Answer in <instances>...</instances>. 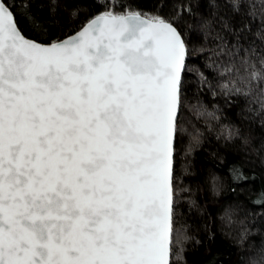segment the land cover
I'll list each match as a JSON object with an SVG mask.
<instances>
[{
  "label": "snow or ice",
  "instance_id": "1",
  "mask_svg": "<svg viewBox=\"0 0 264 264\" xmlns=\"http://www.w3.org/2000/svg\"><path fill=\"white\" fill-rule=\"evenodd\" d=\"M202 183L226 244L191 215ZM191 254L264 264V0H0V264Z\"/></svg>",
  "mask_w": 264,
  "mask_h": 264
},
{
  "label": "trees",
  "instance_id": "2",
  "mask_svg": "<svg viewBox=\"0 0 264 264\" xmlns=\"http://www.w3.org/2000/svg\"><path fill=\"white\" fill-rule=\"evenodd\" d=\"M141 4L145 7L151 6V0H140ZM180 2V0H177ZM210 73L215 75V70L209 69ZM217 96L215 98L212 97L211 92H205V96L208 100H211L209 107L212 108L215 105H219L224 113L235 116L238 112V106L235 104H226L228 98L217 89ZM239 99L235 95L232 97V100ZM218 115H220L218 113ZM259 119V118H257ZM221 121L223 123H229L227 119H224L221 116ZM209 140L211 144L207 141L205 142V149L214 148L215 147V133L211 132L208 134ZM205 157L207 160L212 161L215 158L211 155L209 151L203 149H196L193 155L190 157L192 162V172L194 173L193 180L201 178L205 173ZM210 169L211 165H207ZM193 187H195V183H193ZM194 198L201 205L200 208L193 207L191 215L194 218H198L199 223H208L214 231L217 233V240L220 242L223 238V243H227V234L234 232V230L239 229L241 225L238 223L237 219L234 218L232 223H229L228 218L223 216L222 210H219V206L215 203V194L212 190L210 184H201L200 190L194 194ZM187 204V202H185ZM206 209V211H204ZM255 238V237H254ZM192 264H197L199 257L195 254H191Z\"/></svg>",
  "mask_w": 264,
  "mask_h": 264
}]
</instances>
